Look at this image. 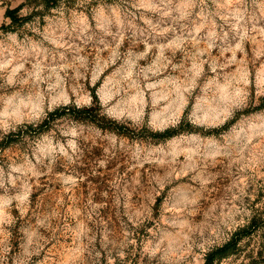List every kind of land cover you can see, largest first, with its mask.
Wrapping results in <instances>:
<instances>
[{
  "label": "rangeland",
  "instance_id": "obj_1",
  "mask_svg": "<svg viewBox=\"0 0 264 264\" xmlns=\"http://www.w3.org/2000/svg\"><path fill=\"white\" fill-rule=\"evenodd\" d=\"M252 220L264 0H0V264H204Z\"/></svg>",
  "mask_w": 264,
  "mask_h": 264
},
{
  "label": "trees",
  "instance_id": "obj_2",
  "mask_svg": "<svg viewBox=\"0 0 264 264\" xmlns=\"http://www.w3.org/2000/svg\"><path fill=\"white\" fill-rule=\"evenodd\" d=\"M58 0H44L47 4H54ZM21 9V6L15 7V8H7L5 11L6 16L10 17L12 22L18 20L19 17H17L18 11ZM20 20V19H19ZM63 110H66V106H63ZM78 111L82 112H88L89 110L87 108H81ZM167 135H171V131L167 130ZM259 227L255 220L250 221L248 224H245L241 227H239L231 236L229 240H227L225 243L220 245L219 247H216L212 250H210L208 253H206L205 256V262L204 264H217L222 259L240 255L241 253H245V256L250 258L251 264H260L264 262V233H262V238L257 243L256 247H247V245L242 244L243 240L246 238V240H251L254 238L256 234L259 233Z\"/></svg>",
  "mask_w": 264,
  "mask_h": 264
}]
</instances>
